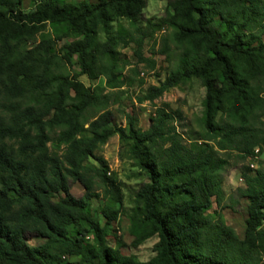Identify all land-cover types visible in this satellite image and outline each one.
Returning a JSON list of instances; mask_svg holds the SVG:
<instances>
[{
  "label": "trees",
  "instance_id": "1",
  "mask_svg": "<svg viewBox=\"0 0 264 264\" xmlns=\"http://www.w3.org/2000/svg\"><path fill=\"white\" fill-rule=\"evenodd\" d=\"M22 2L0 0V264L73 257L82 264H264V166L242 169L243 188L230 205L222 204L218 179L228 164L221 154L245 161L264 151V0L168 2L156 28L171 30L176 65L137 102L199 80V129L185 139L177 130L181 112L155 108L145 130L124 113L125 125L116 126L104 88L78 81L102 77L106 89L119 90L127 77L115 55L129 43L139 63L154 69L141 54L146 33L112 27L117 18L134 25L142 0H38L31 12ZM73 58L79 72L70 76L63 70ZM91 109L98 113L88 118ZM115 135L145 180L128 221L135 245L157 239L147 262L122 254L121 243L110 247L90 208L97 186L104 225L120 215L123 193L95 155ZM70 182L82 187L81 198ZM239 201L246 203L241 240L218 213ZM28 238L41 243L29 246Z\"/></svg>",
  "mask_w": 264,
  "mask_h": 264
},
{
  "label": "rangeland",
  "instance_id": "2",
  "mask_svg": "<svg viewBox=\"0 0 264 264\" xmlns=\"http://www.w3.org/2000/svg\"><path fill=\"white\" fill-rule=\"evenodd\" d=\"M67 2H80L82 0H65ZM97 0H89V2H96ZM171 0H142V8L138 21L134 25L130 21L117 18L112 23L113 32L124 29L132 31L134 28L141 29L146 33L143 41L141 54L143 58L152 60L155 63L154 69L147 68L143 63H139L136 58L135 46L129 43L127 47H119L115 58L119 65L124 64L122 75L120 77H127V82L119 90H110L104 87V78L99 77L94 81H89L85 76L78 77L84 86L104 88L102 94L109 96V103L107 109L113 114V123L116 126L123 127L125 125L124 113H130L137 118L138 127L145 130L149 125V117L152 115L155 108H165L169 111H179L182 114L181 121L177 123L178 132L187 138L189 130L198 131V117L201 114V103L204 97V89L197 79H192L185 85L173 88L163 94L159 99L153 103L144 102L139 104L137 98L143 94L148 86L157 85L162 82L167 76L168 72L172 70L177 61L179 54L178 48L171 42V30L168 27L156 28L160 21L164 18L168 8V2ZM38 0H23L21 10L23 12H31ZM155 26V27H154ZM264 38V37H263ZM66 41H60L57 44V49ZM64 73L72 76L79 72L76 64V59L73 58L71 66L64 67ZM98 113L97 109H91L86 116L91 118ZM87 126H85L86 128ZM95 155L101 157L108 166L109 178L115 179L123 193V202L120 215L115 222L109 225H104V220L100 216L98 209L100 205L105 202V197L100 188L95 187L97 198L91 201V211L93 215L99 218L100 224L105 227L106 241L110 247L118 246L121 243L123 247L120 252L124 255L134 256L139 262H147L153 256V246L157 239L152 237L140 245H135L133 238L129 235V221L128 216L132 207L134 195L142 183H145L144 178L139 171L132 166V163L127 159L124 146H121L117 136L111 137L104 145L100 146ZM221 157L226 158L227 166L218 174V179L224 193V201L222 204L230 205L231 202L237 200L235 191L243 188L240 173L244 167L250 169L251 164L254 165L251 171L255 170L257 165L264 166V151L259 153L257 159L248 158L245 161L240 160L233 153L229 155L221 154ZM89 165H94L92 160L88 161ZM70 193L76 199L83 196L84 190L78 183L70 182ZM53 198H60L62 194L52 195ZM246 203L239 201V206H233L232 209L218 210L226 226L230 227L237 237L243 239L245 229V211ZM214 211V210H213ZM213 211L209 212L210 214ZM264 223V221H263ZM26 243L29 246H35L41 243V240L36 238H28ZM68 264H82L77 257L69 259Z\"/></svg>",
  "mask_w": 264,
  "mask_h": 264
},
{
  "label": "built area",
  "instance_id": "3",
  "mask_svg": "<svg viewBox=\"0 0 264 264\" xmlns=\"http://www.w3.org/2000/svg\"><path fill=\"white\" fill-rule=\"evenodd\" d=\"M257 152V151H256ZM255 159H257V156H255L254 158H253V160H255ZM250 166V169H253L254 168V165L253 164H251V165H249Z\"/></svg>",
  "mask_w": 264,
  "mask_h": 264
}]
</instances>
